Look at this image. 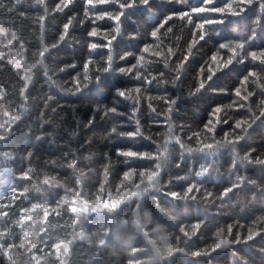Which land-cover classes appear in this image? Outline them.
Segmentation results:
<instances>
[{"label": "trees", "instance_id": "1", "mask_svg": "<svg viewBox=\"0 0 264 264\" xmlns=\"http://www.w3.org/2000/svg\"><path fill=\"white\" fill-rule=\"evenodd\" d=\"M60 2L44 0L41 5L39 0H0V26L6 29L0 33V124L5 125L0 134L7 137L0 141V169H10L13 180L10 188L0 192V264H136L129 255L134 247L142 249L135 256L140 258L138 264H144L158 245L159 264H264V170L259 166L241 170L255 185L246 183L222 202L217 197L231 183L234 154L221 149L212 179L205 180L201 188V194L205 189L215 194L210 202L171 196H183L186 186L195 182V173L205 159L200 153L186 151L182 158L179 145L174 143L176 138H182L186 148H202L208 142L215 147L216 141L225 143L234 137L239 131L234 129L237 121L259 116L264 110V64L246 55L264 51V19L255 23L264 17L262 0L244 5L245 12L240 16L224 15V23L207 25L205 40L199 39V32L205 30L195 26L201 17L194 16L189 21L175 15L199 5L200 0H151V13L143 6L127 9L121 32L113 43L116 59L109 73L102 71L104 60L90 52L89 45H105L107 39L116 35L115 22L107 18L96 20L94 13L115 14L120 11L118 4L98 3L86 16L83 0H69L63 11H57ZM229 3L239 6V0H215V6L226 12ZM169 15L173 19L152 37L151 32ZM210 15L220 17L218 13ZM70 19L66 40L52 48ZM93 28L98 29L96 37L88 35ZM253 35L245 54L237 50V58L243 63L234 61L221 70L232 53L219 48V44ZM145 46L148 52H142ZM45 47L50 52L41 57ZM126 53L131 55L120 59ZM141 55L144 59L139 65L143 68L137 59ZM89 60L86 70L84 65ZM250 70L256 71L257 76L245 81ZM212 72L216 75L211 84L192 94L201 82L209 83L207 77ZM85 75L89 80L83 79ZM177 75L181 77L179 81L174 80ZM96 76L102 77L99 84ZM149 79L153 80L151 85L145 82ZM77 81L81 92L74 95ZM138 86L139 93L135 91ZM115 89L126 90L130 97L118 106V111L127 115H110L105 120L102 113H96L95 123L87 127L95 105L111 106ZM236 90L249 99L241 100L235 95ZM49 95L52 100H48ZM171 99L177 100L176 105L166 103ZM241 104L243 108L238 107ZM132 105L137 109L135 115ZM215 107H221V112L214 114ZM15 116L21 118L14 120ZM114 121H121L127 131L139 127L140 134L134 140L118 139L109 132ZM209 122L213 132L206 130ZM41 133L45 139L37 142ZM246 136L238 145L240 153L252 150L253 157L264 154V116L254 120ZM53 139L54 145L47 143ZM165 146L170 155L168 166L159 177L161 190H150L141 201L154 214L153 217L150 213L151 223L145 228L144 215L150 211L143 206L137 210L140 202L132 194L148 185L147 175L154 170L155 161L125 158L117 151L155 155ZM5 152L12 158L5 157ZM141 172L145 175L141 176ZM125 173L130 174L126 177ZM118 202L117 212L106 209V205ZM33 203L43 207L32 209ZM103 217H110L112 222L101 237L96 232ZM137 219L141 221L139 225L135 223ZM157 225L163 228L160 235L167 239L166 249L156 238ZM181 228L189 235L185 236ZM116 229L132 235L134 243L127 252L113 255L102 247L101 239L110 241L111 232ZM24 231L29 232L27 237ZM217 231H221V239L231 243L211 255H192L210 249L217 242ZM81 232L87 239L80 238ZM250 232L259 235L243 242ZM238 237L241 242L236 243ZM65 244L69 248L67 255L63 251Z\"/></svg>", "mask_w": 264, "mask_h": 264}, {"label": "snow or ice", "instance_id": "2", "mask_svg": "<svg viewBox=\"0 0 264 264\" xmlns=\"http://www.w3.org/2000/svg\"><path fill=\"white\" fill-rule=\"evenodd\" d=\"M16 2L19 3L20 0H16ZM83 2L85 4V15L86 16L89 15L90 9L96 8L98 3L99 4L112 3V4H118V6H119L120 11L115 13V14L108 12V11H101V12L94 13L96 16V20H103L105 18H107L109 20H113L115 22V33H116V35H112L109 39H107V43L105 45H99L95 42H92L89 45V51L93 52V53H97L100 56V58L102 60H104V64L101 65L102 71L104 73H109V72L113 71L112 65L116 59V57L113 54V51H114L113 50V43H114V41L117 40V37L121 32L120 25L123 23L122 17H124L126 15V10L132 9L134 7L143 6L149 13H151L152 12L151 0H83ZM169 2L186 3V0H169ZM252 2H253V0H239V6H236L232 3H229L227 5V12H226L225 8L215 6V0H200L199 5L193 6L189 10L182 11L179 14H175V15H178V18L181 20H185V18H187L189 21H192L194 16L201 17V19L196 23L195 26L198 29L205 30V31L199 32V39L205 40L206 39V26L207 25L224 23V19H223L224 15L240 16L241 14H243L245 12L244 5H251ZM39 3L41 5H43L44 0H39ZM68 3H69V0H61V2L56 5V10L57 11H63V8L67 7ZM262 3H264V0H262ZM45 11H47V9H45ZM212 13H218V14H220V17L219 18L212 17L210 15ZM171 19H173V15L167 16L164 19V21L159 25V27H157L155 30H153L151 32V36L156 37L157 33L159 31V28L163 27L164 24H166ZM261 19H264V17L257 18L255 23L259 24ZM96 20H94L93 23H96ZM40 22H41V29H43V27H44V17L43 16L40 17ZM71 24H72V20L70 19L69 22L63 26V32L59 35L58 41L51 46L52 48L59 47L60 44L66 40ZM169 30H171V29H169ZM4 32H6V29L3 28L2 26H0V33H4ZM253 32H254V30H253ZM97 34H98L97 28H93L88 33V35L90 37H96ZM133 38H135L134 35H133ZM254 38L255 37L253 35L251 38H242V39H238V40H233V41L228 42V43H220L219 48L226 49L227 51L232 53V55L229 56L226 59V61H224V63L221 65V70L231 66L234 63V61L239 62V63H243L242 59L237 58V56H238L237 50H239L240 54H245L246 45L248 43V40L254 39ZM104 49H107V52H105ZM148 50H149L148 47L145 46L142 49V52H148ZM49 52H50L49 48L45 47L44 50L40 52V56L44 57L45 54L49 53ZM129 55H131V54L126 53V54L120 56V59H122V60L127 59ZM246 55L250 56L252 61H257L259 59L260 63L264 64V51H260L259 53L255 52V51H250V52H247ZM137 59H138V65H139V61L143 60L144 57L141 55V56H138ZM186 59H187V57H185V60ZM216 59H217L216 56L212 57L213 61H216ZM90 64H91V60H89L88 62L85 63L84 68L87 70L89 68ZM139 67L143 68L145 66L139 65ZM128 71H131V69H129ZM148 71H150V70H148ZM178 71H179V69H178ZM262 71H264V69H262ZM121 72L124 73L125 70L121 69ZM140 75H141V73L138 72L137 78H140ZM161 75H163V74H161ZM215 75H216V73L212 72V74H210L207 77V81L209 83L205 84L204 82H201L199 84L198 88L196 89V92L192 93V94H196L199 91H202L206 87H208L211 84V81L213 80V77ZM256 76H257V72L254 70H250L248 72L247 77H245L244 80L247 81V79L249 77H256ZM180 78L181 77L179 75H177L174 77V80L179 81ZM83 79L85 81H87V80H89V77L87 75H85L83 77ZM95 79H96L97 83L99 84L102 77L96 76ZM145 82L148 85H151L153 83V80L149 79V80H146ZM76 83H77V87L75 88V91L73 92L74 95L76 93L81 92V88L79 86L80 82L77 81ZM166 83L167 82H165V85H166ZM84 87L87 88L88 84H84ZM173 87H176L175 83H173ZM135 91L137 93H139L141 91V87H139V86L136 87ZM235 95L244 101H247L249 99L248 96H241V93L239 90H236ZM52 99H53V97L51 95H49L48 100H52ZM129 99H130V97L127 94L126 90H122V89L113 90L111 106L105 105L103 108H101L99 106V104L95 105L93 115H91L89 117V119L86 121V126L91 127L95 123L96 113H102L101 118L105 119V120L108 119L110 115L113 117L127 115V113H125V112L118 111V106H120L124 102H127ZM166 103L176 105L177 100L171 99L169 101H166ZM261 103L264 104V100H262ZM238 107L243 108L244 105L241 104V105H238ZM26 110L27 109H25V111ZM52 110L55 111L56 109L53 108ZM136 111H137V109H136L135 105H132V114L135 115ZM171 111H172V109L170 108L169 112H171ZM220 112H221V107H215L214 114H218ZM262 116H264V110L260 111L259 116L253 115V116H250L248 119H242L240 121H237L234 125V129H238L239 131L234 133V137L227 139V141L225 143H221L220 141H216L215 147H214V144L212 142H208V143H205L202 148H193V147H187L186 148L183 139L179 138V137L176 138L174 143L176 145H179L182 158H183V155L185 154V151H186L188 154L200 153L205 159L201 163L200 169L195 173V182H192L186 186V190H185L183 196H180V194H178V193H171L172 198L173 199L192 200V201H196V202H199L202 198L204 203L210 202V199L215 194L211 191H207L206 189L201 194V188L203 187V183L205 180L210 181L212 179V174H213V172L216 171V166L218 163L216 157H217V155L221 149H228L234 155L232 157V164L230 165L231 175H232L231 183L229 184L228 187H226L225 189H223L220 192V194L217 198L223 202L226 200V198L229 197L230 193H234L237 189L242 188L246 183L255 185V181H248L246 179V177L241 174V170L246 169L249 166H259L261 168V170H264V154H262L261 156H258V157H253L252 156V150H249L248 152L241 154L239 151L238 145H240L241 141H243L247 138L246 134H247L248 130L252 127L254 120L259 119ZM20 118H21L20 116L13 117L14 120H19ZM223 122L226 123L227 121L225 120ZM154 123H159V121H154ZM121 125H122L121 121H114L113 126H111L109 128L110 134L112 136H115L118 139H122V140L123 139L134 140L140 134L141 129L139 127H136L134 130L127 131V130H123ZM4 127H5V125L0 124V128H4ZM7 130L10 131V128ZM206 130H207V132H213L214 131V128L211 126V122H209V124L206 125ZM73 135H75V132L73 133ZM6 139H7V137L5 135L0 134V141H4ZM44 139H45V135L43 133H41V135H38L36 137L37 142L43 141ZM47 143L54 145L56 143V141L54 139L48 140ZM3 155L5 157H7L8 159L12 158L11 155L7 152H5ZM117 155L123 156L125 158L152 159L155 161L154 165H153L154 170L151 171L147 175V179L149 181L148 185L144 189H142L140 192L132 194L133 196L137 197L139 199V202H140L139 205H138V203L136 204V209L138 210L139 206L146 207L150 211L152 216L154 217L152 208L148 207L146 204L142 203L141 201H143L144 196L147 195L150 190L151 191H160L161 190L160 186H159V177L161 176L162 171L168 166V158L170 155L169 148L167 146H165L163 151L158 152L155 155H146V154L139 153L135 150L120 149L117 151ZM29 156H31V153H29ZM70 166H73V165H70ZM179 166H180V163H177L176 167H179ZM9 173H10V169H7V168L3 169V172H0V187H2L4 184L9 183V181L7 179V174H9ZM129 174L130 173H125V176L127 177ZM27 175L28 174L25 173V177H27ZM140 175L144 176L145 173L141 172ZM257 187H259V186L257 185ZM31 207H32V209H36L38 207H43V205L33 203L31 205ZM119 208H120L119 202L118 203H112L110 206L106 205V209L108 211H112V212H117V209H119ZM24 211H28V209H24ZM73 211H75V209H73ZM3 215H8V213H3ZM119 215H121V214H119ZM111 222L112 221H111L110 217H103L100 221H98L100 227H99V231L96 232V235L102 237L103 234L109 228ZM201 223H203V221H201ZM21 224H23L22 221H21ZM180 231L183 232L185 236L189 235V233L187 231H185V229H183V228H181ZM229 233H231V229H229ZM221 234H222L221 231L216 232L215 239L217 242L214 243L212 246H210V249L197 251V252L192 253V255L197 256V257L201 256V255H211L212 252H215L218 249L222 248V246L225 243H231V241L221 239ZM28 235H29V232L24 231V236L27 237ZM256 235H259V233L258 232H256V233L250 232L249 235L246 237V239L243 242L246 243L248 241L253 240ZM80 238L81 239H87V237L84 236L83 232L80 233ZM103 242H104L103 239H101V245ZM235 242L236 243L241 242L240 238L238 237ZM68 243L70 244L71 242L69 241ZM22 244H23V242H22ZM32 247L35 248L36 244L33 243ZM57 247H59V245H57ZM141 250H142L141 248L134 247L133 250L129 253V255H132L135 258L136 264H138V261L140 260V258L136 257L135 254L137 252H140ZM63 251H64V254L67 255V253L69 251L67 244L64 245ZM5 254H7V253H5ZM172 254L173 253L171 251L168 253L169 256H171ZM233 255H235V253H233Z\"/></svg>", "mask_w": 264, "mask_h": 264}, {"label": "clouds", "instance_id": "3", "mask_svg": "<svg viewBox=\"0 0 264 264\" xmlns=\"http://www.w3.org/2000/svg\"><path fill=\"white\" fill-rule=\"evenodd\" d=\"M135 223L139 225L141 221L137 219ZM150 223H151V214L150 212H146L144 215L143 226L147 228L148 224ZM154 231L156 233L157 240L161 241L163 248L166 249L168 247L167 239L166 237L160 235V232L163 231L162 226L157 225ZM133 243H134V237L132 235L122 233L119 229H116L111 232L110 241L103 242L102 247H105L110 253L115 255L118 253L127 252L132 248ZM160 254H161V247L158 245L156 250L154 251V254L151 257L147 258L144 261V264H159Z\"/></svg>", "mask_w": 264, "mask_h": 264}, {"label": "rangeland", "instance_id": "4", "mask_svg": "<svg viewBox=\"0 0 264 264\" xmlns=\"http://www.w3.org/2000/svg\"><path fill=\"white\" fill-rule=\"evenodd\" d=\"M3 169H5V168H3ZM3 169H0V172H3ZM7 179L9 181V183L4 184L2 187H0V192L3 191L6 188H10L11 187L13 180L11 178V174L10 173L7 174Z\"/></svg>", "mask_w": 264, "mask_h": 264}]
</instances>
